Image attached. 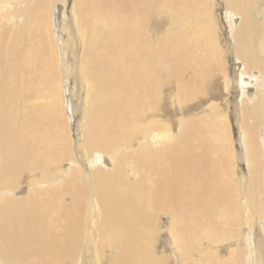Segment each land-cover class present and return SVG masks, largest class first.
I'll list each match as a JSON object with an SVG mask.
<instances>
[{
	"label": "bare ground",
	"instance_id": "1",
	"mask_svg": "<svg viewBox=\"0 0 264 264\" xmlns=\"http://www.w3.org/2000/svg\"><path fill=\"white\" fill-rule=\"evenodd\" d=\"M0 264H264V0H0Z\"/></svg>",
	"mask_w": 264,
	"mask_h": 264
},
{
	"label": "rangeland",
	"instance_id": "2",
	"mask_svg": "<svg viewBox=\"0 0 264 264\" xmlns=\"http://www.w3.org/2000/svg\"><path fill=\"white\" fill-rule=\"evenodd\" d=\"M215 7V8H214ZM58 9H59V12L57 13V18L55 19V22L56 23V27L60 30V32H64L66 35H62L63 36V42H66L67 39L69 40V37H68V34L66 33V30L64 29L66 25H68V21L65 20V18L62 16V11H61V6L60 4H58ZM213 12L214 13V17L216 19V26L218 28V35H221L224 37V29L223 27H225V15H224V10L220 7V4L218 2H216V4L213 6L212 8ZM63 18V19H62ZM219 22V23H218ZM222 29V30H221ZM70 63L72 62L71 60L69 61ZM232 64V65H231ZM235 64V65H234ZM237 64V65H236ZM230 66V67H229ZM228 67H229V71L232 72L234 69H237V70H240L241 69V65L240 63H236V62H233L230 60V64L228 62ZM231 69V70H230ZM71 86V87H70ZM239 86V84H238ZM238 86L234 85V90L231 91V93L229 94V97H224L226 103H224L222 106H223V111H222V106L219 107V109L216 111L217 114H220V115H224L225 113L223 112H230L232 115L233 114V110H234V107H233V104H235L237 101H238V98H241L242 95H239L238 92ZM72 85L69 83V86H68V91H67V104H70L73 108H74V116L77 117L76 120L80 119V115H79V111H77L76 107L77 105L79 104V102H77V99L76 97L72 96ZM236 87V88H235ZM251 91L249 92H252V89H250ZM75 98V99H74ZM70 102H69V101ZM210 97H209V101H210ZM203 102L197 104L196 103V109H192L191 112H189V114H195V115H206V114H209V110L207 108V105L209 104V101L208 99L207 100H202ZM208 103V104H207ZM169 105V104H168ZM227 105H228V108H227ZM170 106V110L172 112H169V113H164L165 117L167 115V117H171V118H176L178 117V115L176 116L175 114V111L171 109V105ZM79 107V105H78ZM225 107L228 109H225ZM220 110V111H219ZM77 111V112H76ZM220 112V113H219ZM206 113V114H205ZM222 113V114H221ZM72 114V113H71ZM174 115V116H173ZM233 119H230V121H232Z\"/></svg>",
	"mask_w": 264,
	"mask_h": 264
}]
</instances>
